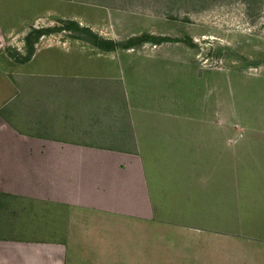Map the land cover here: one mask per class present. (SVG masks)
<instances>
[{"label": "crops", "instance_id": "0c3cea01", "mask_svg": "<svg viewBox=\"0 0 264 264\" xmlns=\"http://www.w3.org/2000/svg\"><path fill=\"white\" fill-rule=\"evenodd\" d=\"M180 3L0 0V264H58L56 254H36L33 247L27 250V244L55 247L59 241L53 233L62 224L60 214L69 213L65 230L71 231L73 214H89L86 208L94 207L93 198L101 203L98 212L103 215L121 213L123 207L153 215L154 167L163 165L160 160L167 155L194 149L185 145L197 141L201 133L164 124L168 117L163 116L160 89L147 98L150 76L134 68L145 59L122 54L130 49H193L192 38L201 34L177 15V9L170 10ZM69 21L101 36L102 46L71 36L68 27L59 29L58 24ZM121 27L124 37L117 34ZM161 58L167 61L159 66L163 74L171 59ZM179 62L173 64L180 71ZM72 78L99 86L112 83L124 91L123 101L115 99L113 110L121 111L117 103H123L126 122L121 125L118 116L113 141L100 136L107 132L106 96L59 89ZM27 231L50 232L27 239ZM70 243L67 233V243H61L66 251L63 264L71 260ZM245 258L211 254L194 264H239L248 261ZM252 259L264 264V255Z\"/></svg>", "mask_w": 264, "mask_h": 264}, {"label": "rangeland", "instance_id": "374dc122", "mask_svg": "<svg viewBox=\"0 0 264 264\" xmlns=\"http://www.w3.org/2000/svg\"><path fill=\"white\" fill-rule=\"evenodd\" d=\"M174 8L201 34L192 38L193 49H130L122 56L145 59L134 67L150 76L145 95L154 97L160 89L168 117L164 124L199 130V139L185 145L195 148L167 155L160 160L163 165L154 167L152 216L128 207L103 215L93 198L89 214H73L71 231L65 230L69 213L60 214L62 224L52 232L59 241L55 247L36 243L27 244V250L56 254L63 264L61 243H67L68 233L71 260L64 264H194L211 254L242 255L248 261L239 264H259L252 258L264 255V0H185ZM58 26L68 27L71 36L87 35L68 22ZM123 29L117 34L124 37ZM163 56L170 57L171 69L162 74ZM177 60L180 71L173 64ZM72 79L59 89L106 96L107 132L100 136L113 141L118 116L121 125L126 122L123 103H117L120 113L113 110L124 91L112 83Z\"/></svg>", "mask_w": 264, "mask_h": 264}, {"label": "trees", "instance_id": "16d2710c", "mask_svg": "<svg viewBox=\"0 0 264 264\" xmlns=\"http://www.w3.org/2000/svg\"><path fill=\"white\" fill-rule=\"evenodd\" d=\"M68 23H71L72 25L75 26V28L79 29L82 32H85L87 35H83V34H77V35H73L76 38H80L83 40H87L97 46H102V41L104 40L101 36H99L97 33H95L94 31H92L89 27L86 26H80L79 24H77L74 21H69Z\"/></svg>", "mask_w": 264, "mask_h": 264}]
</instances>
